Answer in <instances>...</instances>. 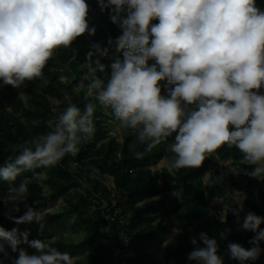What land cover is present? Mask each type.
I'll return each instance as SVG.
<instances>
[{
    "label": "clouds",
    "instance_id": "1",
    "mask_svg": "<svg viewBox=\"0 0 264 264\" xmlns=\"http://www.w3.org/2000/svg\"><path fill=\"white\" fill-rule=\"evenodd\" d=\"M101 10L110 9V19L122 29L115 40L122 53L111 63L110 78H99L105 65L94 54L107 56L108 49L93 45L88 53L89 81L74 91L94 98L110 108L124 129L133 131L145 151L164 143L170 154L169 173L198 169L205 159L224 146L240 153L238 164L229 171L264 180V11L256 0H97ZM86 0H0V81L20 88L25 81L43 79L49 60L57 49L69 48L89 29ZM153 20L158 23L152 24ZM109 46L113 40L109 38ZM150 59L155 64L148 65ZM167 80V96L161 95L159 82ZM47 121L50 131L38 134L19 145L15 159L0 166V181L13 185L26 172L32 176L9 188L5 203L25 201L28 186L39 181L36 169L57 165L66 155L75 156L80 145L90 141L95 127L96 105L86 103L84 110L70 102ZM175 134V135H173ZM172 137L171 142L169 138ZM144 153L136 152L137 158ZM241 166H254L253 170ZM223 175L210 177L208 187L219 184ZM183 189L173 195L182 198ZM239 195V192H235ZM241 196L230 212L238 219L243 209ZM226 207V206H225ZM224 212V209H223ZM220 216L221 221L225 219ZM17 224H42L43 210L27 207ZM264 217L247 212L241 228L255 233L246 249L229 243L232 259L245 264L255 261L262 249ZM230 231V230H228ZM223 235V234H222ZM191 240L188 261L196 264H224L217 241L206 233ZM22 245L34 249L33 254ZM11 253H17L15 258ZM0 257L12 264H78L79 257L60 252L53 244L29 240L0 227ZM3 264V259H0Z\"/></svg>",
    "mask_w": 264,
    "mask_h": 264
},
{
    "label": "trees",
    "instance_id": "2",
    "mask_svg": "<svg viewBox=\"0 0 264 264\" xmlns=\"http://www.w3.org/2000/svg\"><path fill=\"white\" fill-rule=\"evenodd\" d=\"M86 3L89 5V29L95 28V34L89 35L85 32L77 37L69 48L57 49L44 69L43 79L25 81L20 88L29 96L28 104L12 86L3 85L0 81V86L7 91L4 96L0 94V162L8 163L14 160L19 154V145L38 134L50 131L47 121L68 106L66 96H69L70 102L81 111L86 103L92 102L96 105L93 114L96 129L92 139L82 143L75 156L66 155L57 165L49 167L54 172L47 181L52 189L51 199L57 200L75 190L77 200H67V208L60 214H46L43 219L44 233L60 225L64 219L72 218L75 227L83 225L86 228L80 248H93L89 257L91 264H160L158 251L170 232L169 226L160 219L178 214L181 220L178 227L180 233L176 245L165 249L166 262L196 264L194 261H188L187 255L194 248L191 243L193 237L197 238L201 247L204 246L199 241V235L203 232L217 241V254L222 257L224 264H240V261L231 258L228 244L238 243L249 249L252 247L249 241L255 233L245 230L239 232L233 213L230 212L236 207L233 203L228 204L226 231L222 232L211 212L210 201L224 197L231 188L245 193L244 207L247 212L252 211L264 217V189L258 188L259 180L241 171L239 175H232L227 187L221 183L213 187L205 185L204 178L217 159H231L234 166L238 164L240 153L235 148L228 149L227 146L206 158L200 168L183 169L171 176L167 171L155 173L150 167L170 155L164 143L145 151L144 145L135 142V134L130 129H127L122 145L116 140L103 143L106 138L104 118L119 121L110 108H107L108 113L105 115L101 111L103 106L98 101L91 97L86 98V88L81 89L79 94L74 89L81 83H89L83 77L88 71V53L95 51L93 45L99 44L101 48L107 49L115 47L114 42L122 35V29L111 21L110 9L102 11L97 0H86ZM256 4L264 11V0H256ZM156 23L158 20L152 21V24ZM109 38L113 40L111 46L108 44ZM115 55V58L119 56L123 59L122 53L116 50ZM96 59L105 65V70H98L96 75L106 82L111 75L112 61L94 54L92 60ZM152 64H155L154 59L148 61L149 66ZM63 72L69 74L72 80L62 81L60 76ZM160 82L175 87L169 85L166 79ZM159 85L161 95L164 96V87ZM258 91L264 93V87ZM51 99L60 103L58 112L52 111ZM4 102H7V105ZM171 140L172 137L169 142ZM136 152L144 153L142 158H137ZM72 162L78 164L76 172L70 169ZM241 168L251 171L254 166ZM41 169L35 171L41 173ZM83 175L86 176V181L83 180ZM104 175L113 178L115 198L100 179ZM28 189L26 199L30 203L42 205L47 202L43 187L38 181L31 182ZM180 189H183L182 198L173 195L174 191ZM92 206H95L94 210L91 209ZM24 214L16 213L14 217L19 218ZM240 215L244 219L246 214L240 212ZM0 221H4L1 227L7 231L17 229L21 225L10 217L1 216ZM260 227L264 229V223ZM125 233L130 235L128 242L124 241ZM32 240L37 238L34 236ZM260 247L262 252L258 264H264V241L260 242ZM70 254L74 255V252ZM78 264L83 263L78 261ZM245 264L251 263L246 261Z\"/></svg>",
    "mask_w": 264,
    "mask_h": 264
},
{
    "label": "rangeland",
    "instance_id": "3",
    "mask_svg": "<svg viewBox=\"0 0 264 264\" xmlns=\"http://www.w3.org/2000/svg\"><path fill=\"white\" fill-rule=\"evenodd\" d=\"M115 47L113 46L112 48L108 49V55L104 56V59L107 61H112L114 62L115 59ZM60 79L64 82H69L72 80V77L67 74L66 72H63L60 76ZM164 87V96H167L168 94V89L173 88L170 87L166 84H163L162 82H159ZM87 85V84H86ZM12 89L17 92L20 96V98L28 104L30 101V98L27 94L24 93V91L21 88H14ZM7 91L6 88L3 86H0V94L2 96L6 95ZM5 105H7V102H4ZM60 103L54 99H51V107L53 112H58L60 107ZM8 109H10L8 107ZM102 113L107 115L108 111L107 108L103 106L102 108ZM105 122V131H106V138L103 141V143H108L111 140H116L119 144H123L124 137L126 135L127 129H124L121 127L120 122L116 121H111V120H106L104 118L103 120ZM95 127V125H94ZM96 129V127H95ZM170 158V155L164 159H162L160 162H158L156 165H151L152 171L155 173H163V172H168V167H167V161ZM7 162H0V166H4ZM233 163L231 159L228 160H216L215 164L213 167L208 171L204 178V183L207 185V181L210 177L214 176H220L223 175L224 179L222 180L221 184L224 186H228L230 179L232 177V173L229 171L231 167H233ZM70 169L74 172H76L75 167L73 166V162L70 164ZM41 179L38 181V183L43 187V192L44 195L47 198V202L45 204L39 205L37 203H30L27 199L22 202H17L18 207L20 209L19 212L14 210V205L13 203H5V199L9 195V188L13 186H17L21 180L27 177H31L32 173L31 172H26L22 176L17 178V181L14 182L13 185L8 184L7 182L0 181V217H14L16 213H25L27 211V207L31 206L35 210H43L44 211V216L46 214H60L63 211L66 210L67 208V200H77V195L75 194V190L70 191L68 194H66L64 197L59 198L57 200L51 199L52 195V189L50 185L47 184V181L49 177H51L53 171H51L49 168H42L41 169ZM171 176H174V172L170 173ZM104 185L110 190L114 189V181L113 178L109 175H104L103 177H100ZM83 180L86 181V176L83 175ZM258 188L259 189H264V180H259L258 181ZM234 189H229L227 194L224 197H218L216 199H213L210 201V209L212 214L215 216L217 222H218V228L222 232L226 231V222L228 220V216H225V219L223 222L220 219L221 215H224L225 213H228V204L233 203L234 205L237 203V200L242 196V203H243V211L242 213L245 215L247 214V211L244 207L245 200H246V195L244 192H239V195L235 193ZM116 204V201L114 202ZM226 206V207H225ZM237 206V205H236ZM91 209H95V206H92ZM224 209V212H223ZM235 222L238 225L239 232L242 233L243 229L241 228V225L243 223L242 216L239 215V219L235 216ZM160 221L166 225L169 226L170 232L167 236L166 242L163 244V246L159 249L158 251V257L160 259V264H171L166 262L164 258V253L165 249L170 246H175L177 243V238L180 233L178 227L181 222L180 216L178 214L171 215V216H164L160 219ZM44 220L42 221V224L32 222V223H22L20 226H18V235L21 233H28V239L31 241L32 238L35 236L37 240L45 241L46 243L53 244L54 247L57 248L58 251L60 252H74V256L79 257V262L83 264H91L89 257L93 251V248L91 249H84L82 250L80 248V243L82 239L84 238L86 234V228L83 225H80L78 227L74 226V219L69 218V219H64L60 225L57 227H54L51 229L49 232L44 233ZM4 224V221H0V227ZM11 231V230H10ZM130 239V235L128 233L124 234V241L128 242ZM97 244V243H96ZM22 247L26 248L29 252V254H33L35 252L34 249L30 248L28 245H22ZM10 256L15 258L17 256V253H11V250L9 249ZM3 259V264H12V260L8 258H2ZM259 257L255 261H250L251 264H258L259 263ZM264 262V260H263ZM123 264H126L125 262Z\"/></svg>",
    "mask_w": 264,
    "mask_h": 264
},
{
    "label": "built area",
    "instance_id": "4",
    "mask_svg": "<svg viewBox=\"0 0 264 264\" xmlns=\"http://www.w3.org/2000/svg\"><path fill=\"white\" fill-rule=\"evenodd\" d=\"M73 166L75 167V169L77 168V166H78V164L77 163H75V162H73ZM110 192H111V194H112V197L113 198H115V196H116V192H115V187H114V189L113 190H109Z\"/></svg>",
    "mask_w": 264,
    "mask_h": 264
}]
</instances>
